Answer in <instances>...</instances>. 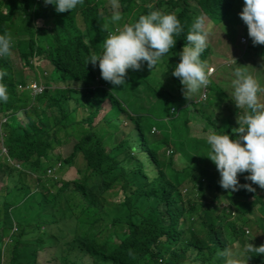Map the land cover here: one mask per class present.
Instances as JSON below:
<instances>
[{
	"label": "trees",
	"instance_id": "obj_1",
	"mask_svg": "<svg viewBox=\"0 0 264 264\" xmlns=\"http://www.w3.org/2000/svg\"><path fill=\"white\" fill-rule=\"evenodd\" d=\"M235 1L141 0L138 4V0H119L122 20L125 22L133 23L141 15H146L152 10H160L166 14L174 13L181 23L182 32L174 37L175 46L155 66L159 68V73H156L155 67L149 69L147 62H144L142 70L150 75L147 79L142 75L141 70L131 69L127 71L126 78L134 75L136 77L134 88L139 90L144 86L148 89L149 96L157 92L165 79L172 82L175 87L173 93L160 98L162 119L167 125L163 129L150 123V121L155 122V118L150 114L139 116L135 119L136 139L138 138L136 143L139 151L156 167H159L157 151L159 146L170 149V153L175 152L179 147L183 165L175 167L170 163L166 171L168 179L162 181L155 179L149 189L151 177L140 175L147 188L141 193L143 196L136 193L128 195L132 196L128 201L134 203L143 197L148 203V213L127 235L97 244L94 241H87L94 235L92 227L97 218L93 217L94 214L91 215L96 202L91 198L97 192L103 195L116 180L115 174L124 177L121 169L120 172L116 170L121 159L115 152L130 146V136L128 134L127 139L122 140L117 148L106 151L104 139L108 138V132L102 134L104 126L96 127L93 121L106 101L110 104V110L103 122L109 126L117 116L125 114L126 110L130 111L128 108L138 104V100L133 99H142L141 95L133 96L130 90L125 88L122 92L112 88L108 90L110 83L101 78L98 64L96 67L87 64L90 55L102 52L103 41L108 37V31H112L105 26L103 15L100 13L105 0H83V4L80 5L79 12L85 34L76 32L68 26L76 15L74 10L61 13L64 15L61 16L62 18H68L67 22L63 23L62 21L67 18L58 17L55 6L45 5L44 0H39L37 3L35 0L10 2L0 0V35L14 29L17 21H23L27 25V35L20 37L21 43L27 42V50L20 54V59L26 65L25 69L31 71L33 66L38 65L39 59L43 58L53 68L54 83L59 81L63 84L51 93V82L44 83L45 91L38 96H32L28 91L20 92L17 85L24 86L28 81L23 79L19 82L16 78L11 55L0 58V69H6L8 72L0 82L7 86L9 97L6 103L0 101L1 119L4 115L7 117L10 114L4 125L3 142L10 160L18 161L24 166L20 171L6 162L0 163L1 172L3 169L10 170V173L5 174L7 178L15 176L11 181L14 186L10 190V195L0 196V199L5 200L2 210L5 209V213L11 217L9 210L12 205L23 202L32 194L26 180L33 175L39 191L43 185L40 177H44L48 170L55 169L54 166L51 167L54 161L56 166L63 168L65 165H73L76 155H80L85 164L84 171L76 170L77 177L74 180L60 182L56 188L52 183L56 179L51 177L50 186L42 191L43 195L48 196V206L43 213L38 214V219L50 243L55 247L59 245V251L55 252L57 259H64L65 252L78 247L99 257L100 264H183L187 260L213 264L212 258L218 248L231 249L234 242L240 246L253 242L251 239L246 241L243 227L247 225L249 219H260V215L264 216V191L256 189L247 180H242L241 185L251 184L255 192L241 188L236 196H232L231 190L220 187V175L218 171L213 173L212 168L215 165L207 158L210 150L207 139L190 137L188 134L192 112L190 106L186 105L194 106L197 110L203 104L199 106L189 104L188 99L187 101L182 99L178 89L182 90L183 86L178 78L172 76V71L179 63V53L187 44L189 30L195 20L200 18V14L217 24L232 11ZM146 2L152 5L151 9L146 6ZM103 12L107 13L108 10L105 8ZM45 26L49 29L45 30ZM206 58L207 50H204L200 59L206 61ZM79 92L85 95L86 99L81 101L77 98ZM196 95V99H209L206 97L207 95L209 97L210 92L204 88ZM70 100L75 103L72 108L66 106V101ZM139 109L136 105L133 110ZM77 112L84 114L78 117ZM151 112L149 110V113ZM20 115L25 118L24 125H19ZM230 121V117L207 119L203 131L211 129L217 134L224 133L234 139ZM61 133L68 137L60 136ZM70 137L75 138L72 152L67 158L62 159L56 147L62 138L71 142ZM147 143L152 144L151 149L147 147ZM133 166L143 170L139 162ZM91 173L100 174L105 179L99 181L100 183H89L90 178L93 177L90 176ZM183 182L189 185L186 189V200L181 189ZM126 184L132 186L133 181L126 180ZM124 189L122 184L119 190L123 192ZM223 190L225 193L221 192ZM22 191L26 193L23 194ZM60 199H63V202L60 203ZM222 200L227 204L221 208L220 215H212V212L205 207L206 201L219 204ZM152 202H155L154 206L151 205ZM56 203H59V212L58 208L54 209ZM62 204L68 207L71 214H75L79 209L80 218L64 222ZM21 211H18L19 215ZM57 212L58 223L55 221ZM55 224L62 226L55 229ZM261 244H264V241ZM190 250L196 253L192 258L187 256ZM35 253L36 249L26 246L25 255H29L30 261L22 263L19 261L18 253L13 250L10 264H37ZM245 256H250V264H264L262 261L264 256L247 252ZM215 264L218 262L215 261Z\"/></svg>",
	"mask_w": 264,
	"mask_h": 264
},
{
	"label": "rangeland",
	"instance_id": "obj_2",
	"mask_svg": "<svg viewBox=\"0 0 264 264\" xmlns=\"http://www.w3.org/2000/svg\"><path fill=\"white\" fill-rule=\"evenodd\" d=\"M4 2H10L12 0H3ZM38 0H35V2ZM141 3V0H138V4ZM150 5L149 2H146V6ZM244 4L243 0H236L232 11L227 15V17L214 24L210 19L204 17L200 14V18L204 21V31L207 34L206 48L207 58L206 62L208 64V69H211V72L214 73L209 78V84L207 86L208 92L210 95L206 98L209 99H196L197 95L193 94L190 99L186 98L182 90L178 91L182 96V99H188L189 104H203L199 106L197 110L195 107L190 106L192 112V118L188 124V134L190 137H202L207 139V134L209 130L203 131L205 125H207V119L216 120L218 118H229L232 123V130L238 125L236 124L237 115L243 112V109H237L235 106V100L233 97V86L232 80L235 78L234 72L238 67H247L242 69L246 71L247 74L253 76L261 88L264 89V45H253L252 40L250 39L249 44L244 46L247 43V26L239 18V13L242 11ZM100 13L103 15V22L106 27L112 29L114 32L117 28H121L123 24L128 23L125 20L122 22H111V16L113 14V8L111 6L110 0H105V3L102 4ZM80 5L74 9V14L76 15L70 22V26L74 31L81 34H85V27L80 16L79 12ZM108 10L107 13L103 12L104 9ZM122 8L119 5L118 11L121 13ZM58 17L64 16L61 13L56 14ZM123 17V16H122ZM62 18V17H61ZM67 17H63L65 19ZM124 18H126L124 16ZM68 20L65 19L62 22L66 23ZM56 23V21H55ZM45 30H48L49 27L45 26ZM9 34L12 36V66L14 73H16V78L19 82L23 79L29 83L24 84L22 87L20 84L17 85V88L20 92L28 91V85L31 82H36L43 85L44 83L51 82L52 89L51 93H54L55 90L59 87H62L63 84L59 81H55L52 73V66L43 58H40L38 65L33 66V69L27 70L24 61L20 59V54L27 50V42L21 43L20 37H25L27 35V25L23 21H17V25L14 29L9 31ZM109 35V34H108ZM231 57L235 59L236 65L232 63ZM160 61H158L159 63ZM143 69V67H142ZM141 69L142 75L147 79L148 73L145 70ZM156 73H159V68H154ZM128 71V70H127ZM150 76V75H149ZM129 77V76H128ZM125 78L124 86H114L109 84L108 90L111 88L117 92H122L123 89L130 90V93L135 96L139 94L142 96V99H133L138 100L136 104L140 109L134 111L133 108H128L130 111H125V114L117 116L109 126L104 124L103 119L109 112V103L106 101L103 104V108L100 113L94 118L93 125L96 127L104 126L102 129V134L108 132V138L104 139L106 151H111L119 146L122 140L127 139V135L130 136V146L121 148L115 152L116 155H120L121 159L119 168L116 169L120 172L121 175L116 176L107 191L100 195L99 192L94 193L91 199H94L96 202L93 205L94 211L91 212L93 217H97L93 222L92 239L87 241H94L97 244H101L105 241H110L111 239H118L127 235L133 227L138 224L148 213L147 207L148 203L142 197L140 200L134 203H130L128 198H131L133 193L136 195L145 192L146 185L143 178L140 176L144 174L145 176H150L149 181L151 188L153 186V181L155 179H168L166 173L169 168L170 163L175 167L183 165V158L179 152V147L175 152L170 153V149H166L163 146L157 148L159 156V167H156L151 163L140 151L136 143L135 132V119L141 115L150 114L155 118V122L150 121V123L161 126L164 129V126L167 123L163 122L162 113L160 111V102L164 95L172 94L175 90L172 82L169 79H165L162 86L158 87L157 92L149 96L148 89L144 86H141L139 90H136L135 87V76L132 75L129 78ZM101 86V85H100ZM99 86V87H100ZM103 86V85H102ZM209 86H211V91H209ZM78 94L79 97H78ZM82 93H77V98H80L81 101L86 99L85 95ZM259 102L264 104V91L258 93ZM61 99V98H60ZM187 101V100H186ZM196 102V103H191ZM75 105L73 100L66 101V106L72 108ZM158 105V106H157ZM127 106V105H126ZM128 107V106H127ZM125 109V108H124ZM149 110L152 111L149 113ZM148 112V113H147ZM78 117H81L83 112H77ZM19 125H24L25 118L19 116ZM12 119H10L11 121ZM157 127V126H156ZM233 132V131H232ZM2 133L5 136V132L2 128ZM154 134V133H153ZM157 135V134H154ZM60 136H65L63 133ZM59 136V137H60ZM159 136V135H157ZM71 142L65 141L63 138L60 144L56 147L57 152L61 155L62 159L67 158L72 152V146L75 141V138L70 137ZM53 146V147H54ZM134 147V148H133ZM148 148H152V144L147 143ZM172 147V145H171ZM136 149V150H135ZM1 151V150H0ZM133 158L134 160L130 161L129 159ZM136 162L142 164V169H138L137 166H133ZM0 163L1 158H0ZM11 166H16L20 171L24 169V166L15 160L10 161ZM55 167L54 170L47 172L44 177H40L42 180V188L37 190L38 186L34 182V176L27 178L26 182L29 185V191L32 194L25 198L21 203H14L9 214L11 217L5 213V209L2 210V204L5 200L0 199V264H10V259L13 250L18 253L19 261L24 263L30 261L29 255H25V247L28 246L32 249H36L37 264H95L101 263L98 259L99 257L91 255L85 249L81 248H72L69 252L63 254L64 259H57L55 252L59 251V245H53L50 243L47 234L43 228V225L39 223L38 214L44 212L45 208L48 206L47 198L48 196L43 195L42 191L46 189L51 184V177L56 179L53 180V186L58 188L60 182L72 181L77 177L76 170H85L84 160L81 159L80 155H76L73 160V165H65L63 168L56 166V161L52 163L51 167ZM49 167V168H51ZM145 168V170H144ZM213 173L217 172L216 166L212 168ZM6 173H10V170L3 169L0 171V196L1 195H10V190L13 188L12 179H15V176L12 178H7ZM24 174V173H23ZM43 175V174H40ZM249 173L240 174L242 180H245V176ZM89 183L99 181L102 182L105 179L104 176L98 175L97 173H91ZM18 179V178H16ZM110 180V179H109ZM126 180L133 181V185L129 186L126 184ZM108 181V180H106ZM99 182V183H100ZM95 183V184H96ZM123 184L124 190L120 192V187ZM74 185V183H71ZM90 185V184H89ZM256 189H260L257 185L253 184ZM88 186V185H87ZM92 186V185H91ZM90 187V186H88ZM119 188V189H118ZM189 188V185L185 182L182 183L181 189L186 200V189ZM225 193V190L221 191ZM25 194L26 192H23ZM142 195V194H141ZM143 196V195H142ZM105 197V201L104 200ZM59 202H63V199H60ZM227 204L225 200H222L219 204H216L212 201H206L205 207L212 212V215H220L221 208L223 205ZM59 203H56L55 208H58L59 212ZM152 206L155 205V202L151 203ZM101 206V207H100ZM254 206V205H252ZM79 207V206H78ZM21 211V215L18 214V211ZM218 210V211H217ZM58 212L56 217V223L59 222ZM62 214L65 218L64 222L78 220L80 218V210H76L75 214H71L68 210V207L65 204H62ZM82 214L84 212L82 211ZM51 225V224H50ZM54 226V225H53ZM62 226V225H61ZM61 226L55 224V229L60 228ZM243 228H247L246 239H253L256 242L261 241L264 238V216H261L260 219H249L247 225ZM86 234V233H85ZM238 243L234 242L233 248L230 249L231 252L239 257H243V253L239 251ZM196 255L194 251L191 250L187 253V256L192 258ZM189 264V263H188ZM192 264V263H190Z\"/></svg>",
	"mask_w": 264,
	"mask_h": 264
},
{
	"label": "clouds",
	"instance_id": "obj_3",
	"mask_svg": "<svg viewBox=\"0 0 264 264\" xmlns=\"http://www.w3.org/2000/svg\"><path fill=\"white\" fill-rule=\"evenodd\" d=\"M110 2L114 10L111 22L121 21L122 15L118 11L119 0H110ZM44 3L54 5L57 13H64L83 4V0H44ZM243 4L239 18L247 26L248 37L244 46L249 44L250 39L254 46L264 45V0H243ZM148 7L151 9L152 5ZM36 23L39 25V21ZM181 32V23L174 13L166 14L160 10H152L146 15H141L137 21L125 23L114 32H109L108 37L103 41L102 52L90 55L87 64L93 67L98 64L104 81L114 86H124L127 70L139 71L144 62H147L149 69H153L175 46L174 37ZM206 41L204 21L198 17L189 30L187 44L179 53V63L172 71V76L179 79L183 86V94L188 99L204 88L207 90L209 78L214 74L208 69L207 62L200 59L207 46ZM11 53L12 36L5 32L0 35V58L8 57ZM231 60L236 65L235 59L231 57ZM245 68L247 67L237 66L234 72L235 78L232 80L235 106L237 109H243L236 118L238 127L232 130L235 138H230L224 133L217 134L211 129L207 134V144L210 147L207 158L216 166L220 175V187L231 190L232 196H236L241 188L255 192L251 184L264 189V104L259 102L258 97V93L264 89L253 76L242 70ZM7 75L6 69H0V81H3ZM8 99L7 86L0 82V101L6 103ZM9 116L10 114L5 116L7 121ZM6 123L2 126L4 132ZM3 137L2 144L6 148ZM0 158L1 162L11 165L4 155L0 154ZM243 173H249L245 176V180L251 184L241 185L243 181L240 174ZM223 206L225 207L226 204ZM243 229L245 234H248L247 228ZM251 240L252 243L238 245L243 257L234 255L230 249L218 248L212 258L213 264L215 261L218 264H250V256H245V252L264 256V244H261L264 238L259 242ZM262 261L264 263V258ZM188 263L201 264L192 260H187L183 264Z\"/></svg>",
	"mask_w": 264,
	"mask_h": 264
},
{
	"label": "built area",
	"instance_id": "obj_4",
	"mask_svg": "<svg viewBox=\"0 0 264 264\" xmlns=\"http://www.w3.org/2000/svg\"><path fill=\"white\" fill-rule=\"evenodd\" d=\"M211 70V69H210ZM211 72V71H210ZM22 86V85H21ZM23 87V86H22ZM28 91L29 93L32 95V96H38L40 94H42L44 91H45V86L44 85H41V84H38L36 82H31L29 85H28ZM1 119V117H0ZM7 121V118L4 116L3 119L0 120V133H1V137H0V154L1 155H4L6 157V161L8 163H10V159L7 157V150L6 148L3 146L2 144V137H3V133H2V126L4 123H6ZM16 167V166H15ZM17 168V167H16Z\"/></svg>",
	"mask_w": 264,
	"mask_h": 264
},
{
	"label": "crops",
	"instance_id": "obj_5",
	"mask_svg": "<svg viewBox=\"0 0 264 264\" xmlns=\"http://www.w3.org/2000/svg\"><path fill=\"white\" fill-rule=\"evenodd\" d=\"M38 1H39V0H38ZM38 1H36V3H37Z\"/></svg>",
	"mask_w": 264,
	"mask_h": 264
}]
</instances>
